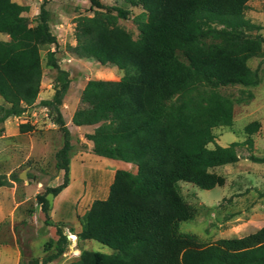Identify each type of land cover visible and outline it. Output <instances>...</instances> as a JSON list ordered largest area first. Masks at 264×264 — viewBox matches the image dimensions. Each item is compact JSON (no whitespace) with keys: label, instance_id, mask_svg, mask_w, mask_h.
I'll list each match as a JSON object with an SVG mask.
<instances>
[{"label":"trees","instance_id":"1","mask_svg":"<svg viewBox=\"0 0 264 264\" xmlns=\"http://www.w3.org/2000/svg\"><path fill=\"white\" fill-rule=\"evenodd\" d=\"M88 1L92 14L77 19L76 43L69 49L80 58L114 65L123 74L118 80H87L71 121L96 125L85 134L93 153L131 163L135 172L116 169L106 196L95 198L81 219L77 237L96 240L112 252L82 249L67 264H264V225L209 244L179 229L181 221L195 216L180 181L215 187L221 178L213 169L237 162V147L243 144L250 152L246 158L264 162V156L252 153L258 121L244 126L243 142L227 146L216 143L212 131L233 123V101L219 88L260 83L258 69L247 64L264 43L263 35L251 33L261 26L245 17L249 0H124L141 8L133 17L136 38L115 24L118 17H127V9ZM28 9L0 0V33L8 36L0 39V123L35 101L42 77L40 47L57 43L44 2L33 23L23 15ZM46 65L57 70V84L51 99L42 103L63 133L55 167L64 171L60 184L36 195L48 216L47 195H57L68 182L72 144L60 110L68 72L51 50ZM9 183L0 176V186ZM56 234L41 264L65 251L68 240L59 226Z\"/></svg>","mask_w":264,"mask_h":264},{"label":"rangeland","instance_id":"2","mask_svg":"<svg viewBox=\"0 0 264 264\" xmlns=\"http://www.w3.org/2000/svg\"><path fill=\"white\" fill-rule=\"evenodd\" d=\"M28 5L23 12L30 23L44 2L49 11V25L57 43L40 47L42 77L35 101L17 116L0 123V176L9 185L0 186V264H41L52 251L49 239H57L56 227L66 235L65 251L47 264H67L76 259L82 249L111 253L112 249L93 239H80L81 219L95 198H103L116 169L135 172V166L118 159L97 156L92 142L85 137L96 125L76 126L73 112L81 106L80 94L89 79L118 80L123 72L111 64L102 65L89 58H80L69 46L76 43V21L91 15L88 0H13ZM104 4L129 11L127 17H118L116 25L125 28L133 38L138 29L133 17L141 12L124 0H102ZM245 17L261 26L251 33L264 36V0H249ZM0 39L7 40L0 33ZM54 51L60 68L68 72L69 87L60 106L65 124L70 131L69 171L66 186L57 194H48V216L41 210L36 195L46 186H56L63 181L64 171L55 167V153L63 144V133L55 125L43 100L51 99L57 70L46 65L47 51ZM258 69L260 83L256 86L229 85L219 91L233 101V123L213 128L215 142L227 146L243 142L247 134L244 126L258 121L260 126L253 138L252 153L264 156V43L262 52L247 61ZM57 84V83H56ZM250 94V95H249ZM0 103H3L0 97ZM213 143L208 147L213 148ZM239 160L213 169L221 182L211 189L180 181L185 200L193 207V219L180 222L184 233L198 236L200 242L209 244L219 238H238L253 233L264 225V162L246 158L247 145L237 147ZM23 175V176H21ZM17 176V180H11Z\"/></svg>","mask_w":264,"mask_h":264},{"label":"water","instance_id":"3","mask_svg":"<svg viewBox=\"0 0 264 264\" xmlns=\"http://www.w3.org/2000/svg\"><path fill=\"white\" fill-rule=\"evenodd\" d=\"M21 176H23V175H21Z\"/></svg>","mask_w":264,"mask_h":264}]
</instances>
